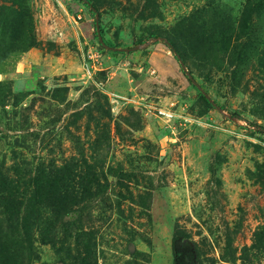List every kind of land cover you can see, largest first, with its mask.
Instances as JSON below:
<instances>
[{"label": "rangeland", "instance_id": "1", "mask_svg": "<svg viewBox=\"0 0 264 264\" xmlns=\"http://www.w3.org/2000/svg\"><path fill=\"white\" fill-rule=\"evenodd\" d=\"M93 2L0 0V264H264V0Z\"/></svg>", "mask_w": 264, "mask_h": 264}, {"label": "trees", "instance_id": "2", "mask_svg": "<svg viewBox=\"0 0 264 264\" xmlns=\"http://www.w3.org/2000/svg\"><path fill=\"white\" fill-rule=\"evenodd\" d=\"M79 1L80 3H82V5L84 7H86L89 11H90V14L92 15V17L94 18V25H95V28L97 27L96 23H98V10L93 2V0H77ZM96 36L97 38L99 39L100 37H102L100 40V42H102V44L104 45H107V46H110L112 47V44L106 40H104L103 36H102V32L101 30L99 29V34L97 33V29H96ZM156 38V36L154 34H149L147 35L146 37L144 38H141L139 40V43L140 44H144L148 41H150L151 39H154ZM172 50V53H173V56L175 57V59L180 63V69L182 71V73L190 80V71L186 70L185 66H184V58L180 55V53L178 52L177 48L175 46H173V48L171 49ZM114 54H123V50H119V49H114L113 51ZM197 93L205 98L207 101L210 100V98L208 96L205 95L204 91L201 89V88H197ZM216 102V101H215Z\"/></svg>", "mask_w": 264, "mask_h": 264}, {"label": "water", "instance_id": "3", "mask_svg": "<svg viewBox=\"0 0 264 264\" xmlns=\"http://www.w3.org/2000/svg\"><path fill=\"white\" fill-rule=\"evenodd\" d=\"M96 25H97V27H96L97 33L99 34V26H98V23H96ZM100 39H101V37H100ZM113 49L125 50L126 48H113Z\"/></svg>", "mask_w": 264, "mask_h": 264}]
</instances>
